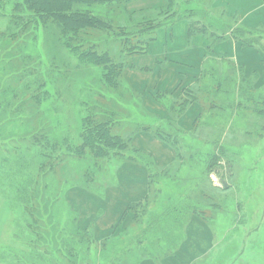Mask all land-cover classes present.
Masks as SVG:
<instances>
[{
  "label": "rangeland",
  "instance_id": "obj_1",
  "mask_svg": "<svg viewBox=\"0 0 264 264\" xmlns=\"http://www.w3.org/2000/svg\"><path fill=\"white\" fill-rule=\"evenodd\" d=\"M22 1L0 0V264H110L113 245L128 243L138 249L146 247L145 241L152 243V250L144 248L147 256L160 261L163 254L184 247L193 220L208 227V233L194 234L193 240L199 244L214 240L213 250L195 264H264V21L260 24L249 18L242 22L240 4V10L215 9L214 20L258 30L247 39L258 41L245 43L235 36L234 28L225 32L222 26L215 31L208 27L205 34L190 38L199 37L198 42L212 47L205 74L183 94L190 95L189 103L194 99L189 107L195 103L201 106L200 117L191 131L175 121L183 132L177 136L180 132L176 129L173 138L179 148L178 163L165 171L163 180L150 185L153 192L146 211L134 206L128 215V232L118 235L116 242L98 243L95 223L84 229L82 221L112 212L113 197L122 192L119 179L126 176L127 166L120 167L135 162L112 160L102 165L101 160H79L73 153L80 145L83 118L99 114L96 103L115 105L118 99L114 89L101 83L99 68L80 63L55 43L53 27L25 41L23 49H14V40L6 36L18 29L6 13ZM175 2L122 0L125 8L141 3L148 6L125 11L120 18L154 16L175 9ZM223 3L215 0L214 7L223 8ZM84 7L112 17L108 3ZM247 21L256 25L248 26ZM237 50L246 51L245 62L235 55ZM30 59L41 67L35 68ZM135 59L127 61V68L133 67ZM37 69L44 83L36 82L37 89L32 84L34 89L23 92L22 79L32 83ZM44 91L47 97L41 100ZM171 97H166L169 103ZM179 104L176 102L178 108ZM189 107L181 109L179 118ZM120 111L131 117L127 107ZM136 117L140 122L146 116ZM130 126H123L130 129L128 135L139 131ZM163 213L169 215V224L163 223L165 233L157 229L148 234L151 218L160 220ZM86 236L92 239L87 241ZM91 242L93 246L88 244ZM131 257L129 263L136 264L139 258Z\"/></svg>",
  "mask_w": 264,
  "mask_h": 264
},
{
  "label": "trees",
  "instance_id": "obj_2",
  "mask_svg": "<svg viewBox=\"0 0 264 264\" xmlns=\"http://www.w3.org/2000/svg\"><path fill=\"white\" fill-rule=\"evenodd\" d=\"M174 1H176L173 3L175 9L179 8L180 13L174 15L175 9L172 8L166 12L164 10L159 11L154 16L148 13L138 19L129 17V20L124 17L120 18L122 13L126 11L125 4H122V0H23L21 3L16 4L12 11H7L6 13L14 22V28L16 30L18 29L6 36L14 40V49H23L25 47V41L31 40L39 32L44 33L53 27L54 30H51L54 31L52 36L55 37V43L61 45V48L66 49L68 52H71L80 63L99 68L101 70V83L107 86L108 89H114L115 91V96L118 99L117 104L114 103L115 105H113L110 103V105L102 106V108L96 103L95 105L98 108L99 114H93L92 116L83 118L81 131L78 136V138L80 137V145L74 150L73 156L79 160L88 159L93 163L101 160L102 165L105 163L110 164L115 160L143 164L149 171L150 185L153 187L160 180H163L161 178L164 173H161L155 167L150 157L140 153L131 146L133 135H131L132 133L130 135L125 134L123 126L127 123L135 126L134 129L137 128L141 132H150L156 139L175 149L178 156L179 148L175 145L173 138L176 136V129L180 132L177 136H183V132L175 125V121L179 118L181 109L189 107V104L194 99L189 103L187 99H190V95H180L178 98L172 96L169 103L166 98L169 96L157 94L156 98L170 112L172 118L170 121L160 124L159 121L154 120V117L142 108L139 96L132 92L124 81L123 73L127 69L129 59L149 54L151 44L157 41L158 31L161 29L169 30L179 22H187L189 38H192L196 34H205L208 27H212L215 31L216 29L214 28L222 26L225 32H228L236 26L235 23H219L218 20H214L212 16L213 10H225V8L214 7L215 0ZM107 3L110 6L109 10L112 11L111 18L102 17L96 13L94 14L93 11L85 10L84 7L100 6ZM0 10L2 9L0 8ZM185 13L189 14L186 18L182 16ZM192 16L195 17L192 18ZM119 18L121 23L119 22ZM234 30L235 36L245 43L253 44V41H258L255 38H252V41H247L248 36L254 35L259 32L258 30L244 27H236ZM28 45L29 43L26 44V46ZM211 52L212 47L209 45L207 47V58ZM19 58L24 57L19 56ZM30 61V64H36L35 68L41 67L39 62L33 63L34 61L32 59ZM29 66L27 65L26 67ZM36 71L37 78L33 79L32 83L25 82V79H22V82H24L22 85V88H24L23 92L34 89V87H30L32 84L37 89L36 82L44 83L39 69ZM42 88L44 89V84H42ZM194 95L195 93H193V97ZM46 97L47 92L44 91L41 93L39 99L43 100ZM123 97L135 99L128 101ZM123 99L124 101L121 102ZM176 102L180 103V108H178ZM124 106L130 110L131 117L126 118V115L120 111ZM138 114L146 116L145 120L136 122V115ZM155 121L156 123H154ZM138 124H142L144 127H138ZM142 155L146 158H140ZM95 169H98V167ZM100 170L102 175L107 173L105 168L101 167ZM150 192H153L152 188ZM149 198H151V194L144 201L136 204L142 213L148 208ZM136 205L129 206L127 212H134L132 208ZM167 214L163 213L160 220L151 218L152 221L146 227L148 234H150V230H154L155 232L157 229L165 233L163 223L169 224L167 222L169 215ZM86 237H88L87 241L92 239L89 236ZM88 244L93 246L94 242ZM144 245L146 247L143 248L152 250V243L150 241H145Z\"/></svg>",
  "mask_w": 264,
  "mask_h": 264
},
{
  "label": "crops",
  "instance_id": "obj_3",
  "mask_svg": "<svg viewBox=\"0 0 264 264\" xmlns=\"http://www.w3.org/2000/svg\"><path fill=\"white\" fill-rule=\"evenodd\" d=\"M235 3V6L231 5ZM238 4L242 5L243 12L239 15L242 22L249 18L261 24L264 21V2L263 0H224L223 8L233 7L240 10ZM148 5L140 4L136 7L127 5L126 11L133 9H144ZM235 14V13H234ZM238 15V14H237ZM246 19V20H245ZM248 26L253 25L247 21ZM197 38V39H196ZM193 41L188 36L187 22H179L171 29H161L157 34V41L151 45L149 54L139 56L133 61V67L124 70L123 78L128 88L140 97L142 108L154 117L159 123L170 121V112L156 98L157 94L173 96L178 98L183 95L185 89L195 84L205 73L207 65V44L201 42L199 37ZM228 53L231 52L229 50ZM229 54H227L229 56ZM234 54V53H232ZM240 55L242 61H246V51L237 50L235 55ZM144 62L146 64H144ZM201 114V106L197 103L192 104L185 115L177 120V124L186 131H191L194 124ZM129 134L130 129L124 130ZM131 146L140 153L150 157L161 173L171 171L178 163L177 152L168 144L156 139L150 132L135 130L132 132ZM125 165V164H124ZM124 175L119 179L123 181V187L118 196H114L115 206L111 213H102L82 221L85 223L82 228L88 229L94 222V239L103 243L111 239L118 240V235L128 232L129 222L128 207L144 201L150 192V180L148 169L140 163H128ZM120 176V175H119ZM119 178V177H118ZM123 178V179H122ZM117 194V193H116ZM109 196V195H108ZM110 199V197H109ZM197 220H193L188 226V240L179 248L172 250V253L163 254L160 261L148 257L147 250L142 246L138 249L127 246H115L109 250L110 264H130L129 258L134 255L139 258L136 264H195L204 259L208 251L213 250L214 240L199 244L193 240L194 234L208 233V227L200 225ZM124 229V231H122ZM212 235L213 233L210 232ZM118 242V241H117Z\"/></svg>",
  "mask_w": 264,
  "mask_h": 264
}]
</instances>
